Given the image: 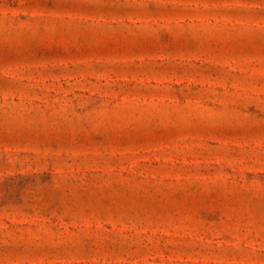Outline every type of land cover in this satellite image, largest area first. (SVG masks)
Segmentation results:
<instances>
[{"label":"rangeland","instance_id":"obj_1","mask_svg":"<svg viewBox=\"0 0 264 264\" xmlns=\"http://www.w3.org/2000/svg\"><path fill=\"white\" fill-rule=\"evenodd\" d=\"M0 264H264V0H0Z\"/></svg>","mask_w":264,"mask_h":264}]
</instances>
